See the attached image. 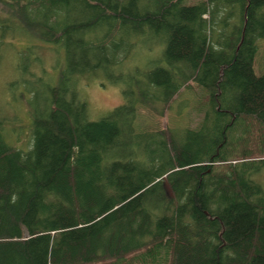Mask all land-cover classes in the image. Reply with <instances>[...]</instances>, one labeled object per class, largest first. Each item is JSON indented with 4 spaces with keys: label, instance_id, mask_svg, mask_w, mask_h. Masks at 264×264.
Returning a JSON list of instances; mask_svg holds the SVG:
<instances>
[{
    "label": "trees",
    "instance_id": "16d2710c",
    "mask_svg": "<svg viewBox=\"0 0 264 264\" xmlns=\"http://www.w3.org/2000/svg\"><path fill=\"white\" fill-rule=\"evenodd\" d=\"M138 1L0 0V58L16 32L65 63L47 104H29L27 149L0 121V264H264V0ZM148 35L162 53L109 75L125 101L88 119L71 78L120 67ZM191 81L198 128L136 129L139 108L163 115Z\"/></svg>",
    "mask_w": 264,
    "mask_h": 264
},
{
    "label": "rangeland",
    "instance_id": "374dc122",
    "mask_svg": "<svg viewBox=\"0 0 264 264\" xmlns=\"http://www.w3.org/2000/svg\"><path fill=\"white\" fill-rule=\"evenodd\" d=\"M199 1L201 0H184V4L192 5ZM155 2L156 0H139L137 6L138 9H152ZM6 41L0 58V121L6 142L25 150L32 142L29 104L41 108L47 104L44 102L47 87L58 84L59 73L65 67L64 53L61 55L59 48L16 32L8 34ZM134 44L131 57L120 67L77 74L71 78L69 86L86 103L88 119L97 120L125 101L122 85L111 82L109 75L113 79L118 73L128 76L133 71L137 73L145 70V66L154 62L164 49L161 38L156 36L135 38ZM253 71L257 76L264 73V38L257 41ZM190 84L179 89L163 115L139 108L135 119L136 129L140 132L167 127L178 131L198 128L204 117L205 91L193 81ZM248 129L250 133L256 132L251 124ZM236 132L240 134V129ZM256 180L264 186V171L257 174Z\"/></svg>",
    "mask_w": 264,
    "mask_h": 264
},
{
    "label": "water",
    "instance_id": "95a60500",
    "mask_svg": "<svg viewBox=\"0 0 264 264\" xmlns=\"http://www.w3.org/2000/svg\"><path fill=\"white\" fill-rule=\"evenodd\" d=\"M163 186H164V188L167 190V192H168V194L170 195V196H172V192H171V189H170V187H169V184H168V182H167V180L165 179V176H163Z\"/></svg>",
    "mask_w": 264,
    "mask_h": 264
}]
</instances>
